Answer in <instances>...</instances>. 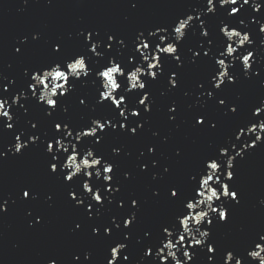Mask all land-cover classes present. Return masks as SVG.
Wrapping results in <instances>:
<instances>
[{
    "label": "water",
    "instance_id": "obj_1",
    "mask_svg": "<svg viewBox=\"0 0 264 264\" xmlns=\"http://www.w3.org/2000/svg\"><path fill=\"white\" fill-rule=\"evenodd\" d=\"M255 2L261 5L258 11H253V0H249L243 7L239 3L234 5L240 10L238 14L228 17L227 8H221L218 2L214 13L203 14L207 7L206 0H0V99H7L9 105L13 96L27 89L25 69L38 68L80 51L83 37L77 36V33L84 30H95L100 34L102 41L98 51L104 50L105 34L123 38L125 46L120 48L114 44L112 50L105 53V59L113 56L126 62L135 47L132 41L138 31H144L147 39H153L147 37L148 31L172 24L177 17L183 18L186 14L195 17L199 12L210 33L208 39L216 37L214 43L217 46L220 23L224 21L230 27H236L242 35L247 31L253 44L245 47L254 50L249 78L242 77L238 85L226 84L216 93L218 98L226 99V104H237V114L225 116L215 99L208 101L206 107L201 109L196 103L200 91L196 83L205 78L209 65L189 63L191 53L188 49L197 51L198 44L209 46L206 38L199 34L198 22H190L193 28L179 46L183 55L178 70L181 76L178 88L168 91L167 77L171 71H177L175 62L170 61L162 65L163 74L158 81L146 86L154 101L151 111L144 113L143 105L139 106L140 117L129 116L123 131L117 122L116 130H106L101 142L93 146L94 155H102L115 162L114 172L110 173L114 179L109 183L116 184L121 191L115 194L113 204L101 209V214L92 219L87 218L82 207L73 206L67 196L68 186L48 175L40 148H30L22 155L7 152L6 149L14 143L13 131L0 129V150L5 151V158L0 159V203L7 202L6 210L0 212V264H49L50 260H55L56 264H107L112 237H103L102 228L101 235L94 237L91 227L110 226L113 217L120 224L119 230L113 228V236L122 238L123 232L130 233L129 240L125 242L127 248L121 253V258L123 255L129 256L124 264H148L147 260L141 261L144 246L149 243L144 232L148 231L155 241L159 237V224L172 215L174 207L167 199L169 186L185 184L188 175L194 173L201 162L216 151L217 146L228 137L234 139L235 131L244 126L250 117L252 106H258L259 100L264 99V87L260 84L264 79V45L260 44L264 34L259 32V24L250 22L253 18L264 22V0ZM132 4L137 6L133 8ZM240 20L244 21L246 27L239 24ZM33 34H39L35 41L32 40ZM57 41H63V56L51 52L52 43ZM16 48H20L21 52L17 53ZM242 50L238 49L234 55ZM88 79L89 83L78 86L70 95L66 94L64 107L67 112H57L55 118L70 119L73 124L81 125L89 117L109 114L103 106L92 110L97 93L90 82L92 77ZM142 91L138 93L133 90L129 94L126 99L129 111L136 107ZM185 92L189 95L185 96ZM26 95L31 96L27 91ZM80 99H85L87 107L79 104ZM20 104H24L27 111L20 108ZM42 104L37 105L34 98L18 100L8 109L10 114H15L14 120L9 122L14 124V128L27 126V121L38 122V132H47L50 118L41 112ZM170 106H175L177 112L169 113ZM201 111H207L210 118L218 122L215 130L195 125L193 114ZM169 115H175V120L170 121ZM137 122L143 124V129L135 135L130 134L127 127H135ZM254 135L248 133L242 136L241 141L236 142L237 149L241 143L254 139ZM261 137L256 148L247 150L243 158L237 157L235 161V183L244 196L241 206L234 211L230 224L221 225L213 232V238L221 249H234L235 255L241 258V264H259L258 260H251L247 256V251L252 250L256 234L264 233V204L261 203L264 200V133H261ZM149 146L154 147V153H148ZM114 148L120 149L118 154H113ZM177 150L180 156L176 155ZM153 160L157 161L156 167L152 166ZM142 163L147 165L143 172L139 167ZM164 167L169 168L168 173L163 172ZM125 172L130 174L127 179L123 175ZM153 173L157 174L156 179H152ZM91 180L96 181L97 185L104 183L102 176L97 180L93 175ZM25 186H30L38 194L37 199L20 198V191ZM154 190L159 192L158 197H153ZM82 191L79 190L80 193ZM129 195L139 197L141 207L135 223L124 229L123 219L129 213ZM48 196L52 199H46ZM115 200H123L125 207H117ZM37 217L41 218L39 223H36ZM77 223L81 224L79 229L75 228ZM84 252L90 253L88 260H84ZM74 255L80 256V259L73 260ZM177 256L183 260L180 252ZM167 264H172L170 259ZM189 264H207L206 253L199 252ZM219 264H223L222 250ZM229 264H234V261Z\"/></svg>",
    "mask_w": 264,
    "mask_h": 264
},
{
    "label": "snow or ice",
    "instance_id": "obj_2",
    "mask_svg": "<svg viewBox=\"0 0 264 264\" xmlns=\"http://www.w3.org/2000/svg\"><path fill=\"white\" fill-rule=\"evenodd\" d=\"M216 2L221 8L226 7L227 16L231 17L238 14L240 10L234 5L239 3L240 7H243L249 3V0H206L207 7L203 14L214 13ZM136 6L132 4L133 8ZM260 7L261 5L253 0V11H258ZM201 15L202 13L199 12L195 17L186 14L183 18L177 17L172 24L158 26L148 31L147 37L153 39H147L144 31H138L132 41L135 47L127 56L126 62L113 56H107L105 59V53L112 50L114 44L120 48L125 46L126 41L123 38L114 34H105L104 50L98 51L102 41L100 34L95 30H84L77 33V36L83 37L80 51L58 61L43 64L38 68L25 69L26 91L31 96L28 97L26 91L21 90L12 97L11 105H16L22 98L25 100L34 98L37 105L43 102L40 110L46 118H50V128L47 132L39 133L38 122L31 121L26 122L27 126L14 128V124L9 122L14 120L15 115L9 113L8 109L11 105L8 104L7 99H0V129L12 130L14 139V143L6 151L22 155L30 148H40L46 160L48 175L54 176L68 186L67 196L73 202V206L82 207L88 219L99 216L101 209L113 204L115 194L119 193L121 188L109 183L114 179L110 173L114 172L115 162L110 158L105 159L102 155H94L93 146L101 142L106 130H116L117 122L119 129L123 131L126 128L125 121L129 116L140 117L141 114L137 110L139 106L143 105L144 113L151 111L154 101L150 96V89L146 86L158 81L163 74L162 65H167L170 61L175 62L177 71H171L167 77L168 91L171 92L178 88L181 81L178 70L181 68L183 55L179 46L188 31L193 28L190 23L193 20L198 22L199 34L206 38L209 46L204 47L203 44H198L199 50L188 49L191 53V57L188 58L189 63L209 65L205 78L196 83V88L200 89L196 103L204 109L208 101L215 99L217 106L224 111L225 116L237 114L239 106L234 103L226 104V99L218 98L216 93L226 84L238 85L242 77L249 78L254 50H249L245 45H252L253 40L250 39L247 31L242 35L236 27H230L229 23L221 21L220 39L217 46L214 43L216 37L208 39L210 33L206 30V23L201 19ZM250 22L259 24V32L264 34V22L254 18ZM239 24L245 26L243 20H240ZM38 35L33 34L32 40H37ZM21 43L23 44L24 40ZM62 44L63 41L52 43L51 52L63 56ZM260 44L264 45V37L261 38ZM238 49L243 50L238 55H234ZM15 51L20 53L21 49L16 48ZM252 74L258 75V73ZM89 77H92L90 82L95 86L97 93L92 110L103 106L109 114L89 117V120L81 125L73 124L70 119L55 118V113L67 112V108L64 107L66 94L70 95L78 86L83 87L89 83ZM260 84L264 87V79L260 81ZM133 90L138 93L140 90L143 91L136 101V107L129 111L126 99ZM4 91H7L6 87ZM184 95L187 96L189 93L185 92ZM202 97L206 99H201ZM79 104L87 107L85 99H80ZM20 108L24 109V104H20ZM24 110L27 111V109ZM168 112L176 113L177 108L170 106ZM193 117L195 125L201 128L211 131L218 126V122L211 119L207 111L194 113ZM175 118V115L168 117L170 121ZM142 129L143 124L140 122H137L135 127H127V131L133 135ZM248 133H254V139L241 143L237 149L236 142L241 141V137ZM261 133H264V99L259 100L258 106H252L250 117L244 122V126L238 127L235 131L234 139L228 137L223 144L217 146L216 151L208 155L194 173L188 175L185 184L169 186L167 199L173 205L174 211L170 217L159 224V237L155 241L152 240L148 231L144 232V236L149 238V243L144 246L141 261L147 260L148 264H157V262L167 264L170 259L172 264H189L199 252H204L207 264H219V255L222 250L223 264H229L231 261H234V264H241V258L235 255L234 249H221V245L213 238V232L221 225L230 224L234 211L241 206L244 196L240 187L235 183V172L233 171L236 167L235 161L237 157L243 158L247 150L257 147L262 139ZM230 149L233 150L232 153ZM112 151L113 154H118L120 149L114 148ZM147 151L152 154L155 149L149 146ZM176 155L180 156L179 150ZM3 158H5V151L0 150V159ZM78 158L79 162H77ZM70 161L76 163L75 170L69 164ZM81 162H83V167L79 166ZM151 163L153 167H156V160ZM139 167L142 172L147 169V165L143 163ZM163 172L168 173L169 168L164 167ZM93 175L97 180L102 176L104 183L97 185L96 181L91 180ZM123 175L127 179L130 174L125 172ZM156 177L157 174L153 173L152 179ZM80 189L83 190L82 193L79 192ZM37 195L30 186H25L20 191L22 200H35ZM152 195L158 197L159 192L154 190ZM46 199L51 200L52 197L48 196ZM127 199L129 213L123 219L124 229H128L135 223L137 212L141 207L139 197L133 198L129 195ZM6 203V201L0 203V212L6 210ZM115 203L117 207H125L123 200H115ZM94 205L98 207L94 208ZM28 214L31 215L30 212ZM40 219L37 217L36 223H39ZM80 227V223L75 225L76 229ZM101 228L103 237H112L108 249L110 258L107 259V264H124L129 260V256L123 255L121 258V253L127 248L125 242L129 240L130 233L123 232L122 238L113 236V228L120 229V224L117 223L115 217L111 219L110 226H92V236H100ZM252 245V250L247 251V256L251 260H258L259 264H264V255H261L264 253V233H257ZM193 248L198 251L190 252L189 249ZM178 252L182 254L183 260L178 258ZM83 257L84 260H88L90 253L84 252ZM79 259L80 256H73V260L78 261ZM49 264H56V261L50 260Z\"/></svg>",
    "mask_w": 264,
    "mask_h": 264
},
{
    "label": "clouds",
    "instance_id": "obj_3",
    "mask_svg": "<svg viewBox=\"0 0 264 264\" xmlns=\"http://www.w3.org/2000/svg\"><path fill=\"white\" fill-rule=\"evenodd\" d=\"M233 31H235V30H233ZM97 159H98V158H97ZM69 164H70V165L73 167V169L75 170V168H76V166H77L76 163L70 161ZM79 166L83 167V166H84V165H83V162H81ZM261 203L264 204V200H262Z\"/></svg>",
    "mask_w": 264,
    "mask_h": 264
}]
</instances>
